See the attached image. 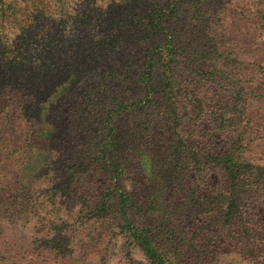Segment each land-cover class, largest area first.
<instances>
[{
  "label": "rangeland",
  "instance_id": "1",
  "mask_svg": "<svg viewBox=\"0 0 264 264\" xmlns=\"http://www.w3.org/2000/svg\"><path fill=\"white\" fill-rule=\"evenodd\" d=\"M0 132V264H264V0H0Z\"/></svg>",
  "mask_w": 264,
  "mask_h": 264
},
{
  "label": "trees",
  "instance_id": "2",
  "mask_svg": "<svg viewBox=\"0 0 264 264\" xmlns=\"http://www.w3.org/2000/svg\"><path fill=\"white\" fill-rule=\"evenodd\" d=\"M93 59V58H92ZM90 60V59H89ZM24 61V60H23ZM22 61V62H23ZM22 62L20 63V65L22 64ZM19 65V66H20ZM19 70V69H18ZM22 70H24V69H22ZM15 74H13V73H11V72H8V74L10 75V77H13L14 75H19V77H22V78H28V75L26 74V73H24V71H19L18 72V74L16 73V72H14ZM24 73V74H23ZM1 75H3V74H1ZM74 76V75H73ZM73 80H74V78H73ZM28 97H31V94L28 96ZM26 101V100H25ZM33 101L35 102V98H33L32 100H30V99H28V102H31V103H33ZM24 108V106L22 105V104H20L18 107H14V108H12L10 111H9V113L7 114L8 115V117H7V119H8V121H6L5 122V124L6 125H10L11 123H14V119H12V120H10V118H12L13 117V115L15 114V113H22L21 112V110ZM30 114H31V116L30 117H34V118H36V116L38 115L37 114V112H36V110H32L31 112H30ZM27 117H28V115H27ZM123 127H124V125H121V124H118L117 125V127H116V129H113V130H115L116 131V134H117V136H121V134L123 133ZM2 131V130H1ZM0 134H5L4 132H0ZM113 141H116V139H115V135H114V140ZM124 146V145H123ZM119 149V148H118ZM117 161H119V158H117L116 159ZM135 168H133V170H132V173H133V175L135 174L136 175V173L137 172H139V167H137L138 165H139V162L138 161H136V163H135ZM172 165L170 164L169 166H165V165H163V171L164 172H168V175L166 174V173H164L165 174V176H166V178H164L165 180H162L163 181V183H162V185H163V187L165 188V189H169L171 186H174L175 185V181H172V174L175 172L176 173V171H175V168H173V167H171ZM149 175L150 174H152V171L150 172L149 171V173H148ZM156 179V178H155ZM231 182L233 183V189H234V185H235V183L232 181V178H231ZM167 185V186H166ZM139 188V190H143V187L141 186V187H138ZM136 189V188H135ZM145 190V189H144ZM153 191H155L154 189H153ZM155 193H157V190L154 192V194ZM136 194V193H135ZM138 195V194H137ZM233 195H234V193H231V197H233ZM144 204V203H143ZM229 204H232V203H230L229 202ZM143 206V205H142Z\"/></svg>",
  "mask_w": 264,
  "mask_h": 264
}]
</instances>
